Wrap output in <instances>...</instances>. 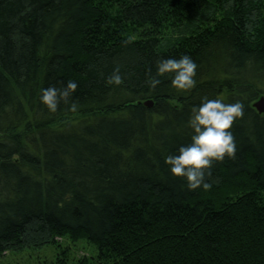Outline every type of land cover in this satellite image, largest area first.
<instances>
[{
    "label": "trees",
    "instance_id": "1",
    "mask_svg": "<svg viewBox=\"0 0 264 264\" xmlns=\"http://www.w3.org/2000/svg\"><path fill=\"white\" fill-rule=\"evenodd\" d=\"M181 55L196 87L150 88L157 61ZM115 68L124 83L107 85ZM68 81L50 113L41 89ZM261 96L264 0H0V257L67 237L98 264H264ZM202 97L244 116L235 157L189 191L164 158L190 143Z\"/></svg>",
    "mask_w": 264,
    "mask_h": 264
},
{
    "label": "clouds",
    "instance_id": "2",
    "mask_svg": "<svg viewBox=\"0 0 264 264\" xmlns=\"http://www.w3.org/2000/svg\"><path fill=\"white\" fill-rule=\"evenodd\" d=\"M196 62L188 55L176 58H161L156 63V72L150 76L147 83L152 89L161 84V77L169 76L171 86L179 92L189 93L197 85ZM124 79L119 68L107 78V85L120 86ZM78 85L68 81L63 88L49 86L41 89L40 103L50 113H56L61 102L68 103L76 92ZM70 109L75 111L77 105L72 103ZM244 116V104L240 101L224 103L220 99L202 97L198 106L191 108L187 127L192 131L190 143L181 145L177 154L164 158L169 171L185 181L189 191L197 189L209 190L212 184L206 176H211L214 162H223L225 157L234 158L236 142L231 131L234 122Z\"/></svg>",
    "mask_w": 264,
    "mask_h": 264
},
{
    "label": "rangeland",
    "instance_id": "3",
    "mask_svg": "<svg viewBox=\"0 0 264 264\" xmlns=\"http://www.w3.org/2000/svg\"><path fill=\"white\" fill-rule=\"evenodd\" d=\"M62 252L65 253L66 264H77L82 257H87L90 264H98L94 245L84 239L72 242L67 237L41 247H25L19 251L5 252L0 257V264H51L57 258L64 257Z\"/></svg>",
    "mask_w": 264,
    "mask_h": 264
},
{
    "label": "water",
    "instance_id": "4",
    "mask_svg": "<svg viewBox=\"0 0 264 264\" xmlns=\"http://www.w3.org/2000/svg\"><path fill=\"white\" fill-rule=\"evenodd\" d=\"M144 105L151 107L152 101H145ZM253 107L257 110L258 113L264 112V97H259L253 104Z\"/></svg>",
    "mask_w": 264,
    "mask_h": 264
},
{
    "label": "bare ground",
    "instance_id": "5",
    "mask_svg": "<svg viewBox=\"0 0 264 264\" xmlns=\"http://www.w3.org/2000/svg\"><path fill=\"white\" fill-rule=\"evenodd\" d=\"M254 104V103H253Z\"/></svg>",
    "mask_w": 264,
    "mask_h": 264
}]
</instances>
